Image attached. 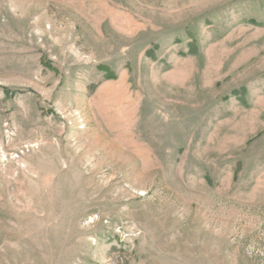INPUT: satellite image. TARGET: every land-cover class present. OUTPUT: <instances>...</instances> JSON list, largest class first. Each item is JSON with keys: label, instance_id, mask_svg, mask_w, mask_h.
I'll return each instance as SVG.
<instances>
[{"label": "rangeland", "instance_id": "1", "mask_svg": "<svg viewBox=\"0 0 264 264\" xmlns=\"http://www.w3.org/2000/svg\"><path fill=\"white\" fill-rule=\"evenodd\" d=\"M0 264H264V0H0Z\"/></svg>", "mask_w": 264, "mask_h": 264}]
</instances>
